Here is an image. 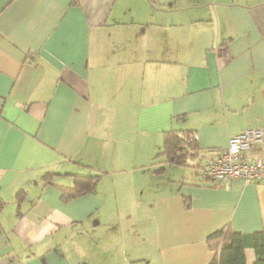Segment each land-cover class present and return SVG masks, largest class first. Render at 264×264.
Here are the masks:
<instances>
[{"label": "crops", "instance_id": "1", "mask_svg": "<svg viewBox=\"0 0 264 264\" xmlns=\"http://www.w3.org/2000/svg\"><path fill=\"white\" fill-rule=\"evenodd\" d=\"M151 1L166 9L0 0V264H208L219 228L264 231V180L203 173L264 127V0ZM170 129H194L200 153L156 171L163 143L147 144Z\"/></svg>", "mask_w": 264, "mask_h": 264}, {"label": "trees", "instance_id": "2", "mask_svg": "<svg viewBox=\"0 0 264 264\" xmlns=\"http://www.w3.org/2000/svg\"><path fill=\"white\" fill-rule=\"evenodd\" d=\"M199 151L200 145L194 129L167 130L163 133L162 149L155 156L162 165L156 171H161L164 164L187 165L190 160L198 157ZM97 171L99 172L91 175H75L72 185L59 186L61 198L69 201L93 190L106 172L102 169ZM203 173L207 175L205 169ZM4 205L5 201L0 199V210ZM208 244L215 251L208 264H248L247 247L255 250L256 259L252 264H264V231L243 233L234 230L230 225H225L208 237Z\"/></svg>", "mask_w": 264, "mask_h": 264}, {"label": "built area", "instance_id": "3", "mask_svg": "<svg viewBox=\"0 0 264 264\" xmlns=\"http://www.w3.org/2000/svg\"><path fill=\"white\" fill-rule=\"evenodd\" d=\"M259 143H264V127L247 128L230 136L227 147L206 160V174L218 182L264 180V157L247 158L245 155Z\"/></svg>", "mask_w": 264, "mask_h": 264}, {"label": "rangeland", "instance_id": "4", "mask_svg": "<svg viewBox=\"0 0 264 264\" xmlns=\"http://www.w3.org/2000/svg\"><path fill=\"white\" fill-rule=\"evenodd\" d=\"M142 1H144L145 3H147L148 6L150 7V9L154 10L155 12L164 11L166 9V7L161 6L156 1L155 2L154 1H151V0H142ZM140 2H141V0H140ZM151 12H153V11H151ZM162 140H163V137H162ZM151 141H153V140H151ZM158 143H159L158 144V148H157V146H156L155 143L147 144V145H149V147H148L149 150L150 149H153V151H155L154 153L156 154L158 152V150L161 149V146H162V143H163V142H161L160 138H158ZM145 146H146V144H145Z\"/></svg>", "mask_w": 264, "mask_h": 264}]
</instances>
